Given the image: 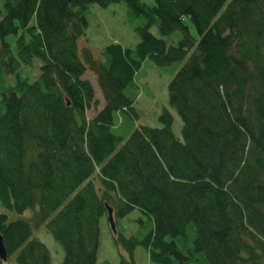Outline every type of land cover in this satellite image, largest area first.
I'll return each mask as SVG.
<instances>
[{"label": "trees", "instance_id": "trees-1", "mask_svg": "<svg viewBox=\"0 0 264 264\" xmlns=\"http://www.w3.org/2000/svg\"><path fill=\"white\" fill-rule=\"evenodd\" d=\"M120 1L144 17L138 41L109 43L96 58L78 45L84 10ZM175 30L180 38L165 44ZM34 57L39 73L28 81L18 68ZM144 59L181 61L166 85L181 139L165 107L159 126L137 124L125 138L112 131L114 114L135 118ZM0 205L31 211L9 221L0 213L4 262L50 264L32 236L43 224L61 247L60 264H95L109 206L115 224L134 209L145 217L129 235L111 232L127 254L118 264H135L136 246L155 264H264V0H1ZM188 226L191 247L182 251L173 238Z\"/></svg>", "mask_w": 264, "mask_h": 264}, {"label": "rangeland", "instance_id": "rangeland-1", "mask_svg": "<svg viewBox=\"0 0 264 264\" xmlns=\"http://www.w3.org/2000/svg\"><path fill=\"white\" fill-rule=\"evenodd\" d=\"M1 1V0H0ZM150 4L151 0H145ZM86 18V27L81 38H79V47H88L93 56L98 58L100 50L107 44L116 42L122 47H133L138 41V36L134 28L144 22L142 15L133 16L127 11L124 2L110 3L105 7H99L95 4H88L84 10ZM190 33L196 37V32L192 25L188 22ZM149 31L156 37V26L149 27ZM165 44H175L180 38L179 31L175 30L170 34L161 37ZM4 40L9 43L10 50L13 55L16 54L14 45V35L8 34ZM181 61L173 62L169 65L158 66L152 63L149 59H144L140 68L134 75V83L136 96L132 103L135 111V118L129 119L126 114H114L113 121L115 127L112 131L115 134L127 137L128 133L137 124H145L149 126H159L158 115L163 107L167 108L173 116L171 129L175 137L181 139L180 127L181 121L179 117L168 108L166 85L174 75ZM40 60L32 58L29 64H21L18 68V75L21 78H26L28 81L34 80L39 73ZM82 77L87 79L94 91V97L98 101V108L102 104L100 90L97 86L95 76L86 70ZM13 77L7 79V83H11ZM127 92V91H126ZM92 110L86 111V116L90 117ZM0 213H4L7 220H12L16 217H29L30 209H25L21 214H16L11 211L4 210L0 205ZM138 217L145 218L138 210H133L126 216L116 220L115 229L122 232L124 235H129L136 230ZM111 231L105 217L100 219V234L99 245L96 254L95 264H102L105 260L109 264H118L119 257L127 258L126 252L119 246L113 245L111 241ZM32 236L41 241L48 249L50 255V264H60L62 258V250L60 245L52 238L51 234L41 224L32 230ZM193 232L191 226H188L185 232V237L173 238L180 250L185 251L187 247H191ZM135 264H155L148 260L146 250L141 246H136L132 252ZM7 259V257H6ZM9 261L4 264H15L13 255L9 256ZM194 264H208L204 258H196Z\"/></svg>", "mask_w": 264, "mask_h": 264}, {"label": "water", "instance_id": "water-1", "mask_svg": "<svg viewBox=\"0 0 264 264\" xmlns=\"http://www.w3.org/2000/svg\"><path fill=\"white\" fill-rule=\"evenodd\" d=\"M105 208H106V219H107L109 228L111 232L115 234L116 230H115V224H114L113 217H112V210L109 206H106ZM5 259H6V251H5L4 245L2 243V238L0 235V261H4Z\"/></svg>", "mask_w": 264, "mask_h": 264}]
</instances>
